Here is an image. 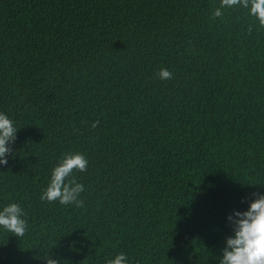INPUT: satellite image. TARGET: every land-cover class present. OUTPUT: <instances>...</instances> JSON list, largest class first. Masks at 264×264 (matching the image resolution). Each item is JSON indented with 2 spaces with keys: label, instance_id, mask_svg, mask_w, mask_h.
<instances>
[{
  "label": "trees",
  "instance_id": "16d2710c",
  "mask_svg": "<svg viewBox=\"0 0 264 264\" xmlns=\"http://www.w3.org/2000/svg\"><path fill=\"white\" fill-rule=\"evenodd\" d=\"M219 4L0 0V112L17 129L0 210L27 222L0 226V264H220L229 215L264 195V28L242 6L212 19ZM69 152L88 159L82 204L42 201Z\"/></svg>",
  "mask_w": 264,
  "mask_h": 264
},
{
  "label": "clouds",
  "instance_id": "9594fccd",
  "mask_svg": "<svg viewBox=\"0 0 264 264\" xmlns=\"http://www.w3.org/2000/svg\"><path fill=\"white\" fill-rule=\"evenodd\" d=\"M238 6L248 9L249 14L264 28V0H220L219 6L212 12V19L223 18V9ZM251 30L249 26V32ZM157 77L168 80L172 78V73L167 68H161ZM95 126L94 123L93 127ZM16 134L13 120L0 112V165H7V156L12 152L10 144L15 142ZM87 168L88 159L82 153L69 152L62 156L51 170L49 183L42 190L40 199L47 202L59 201L62 205H81L79 196L84 191V185L73 175V171L86 172ZM256 195L257 198L246 211L237 210L229 215L228 220L233 225L235 235L227 238L220 264H264V195ZM24 215L19 204L10 203L0 210V226L21 237L27 229V222L22 218ZM45 259L47 264H58L47 253ZM105 264H128L127 255L120 252L114 258L106 259Z\"/></svg>",
  "mask_w": 264,
  "mask_h": 264
}]
</instances>
